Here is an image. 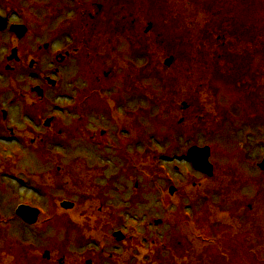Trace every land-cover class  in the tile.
Segmentation results:
<instances>
[{
    "label": "rangeland",
    "instance_id": "rangeland-1",
    "mask_svg": "<svg viewBox=\"0 0 264 264\" xmlns=\"http://www.w3.org/2000/svg\"><path fill=\"white\" fill-rule=\"evenodd\" d=\"M12 8L32 31L55 15L23 57L55 46L0 67V264H264V0H0ZM71 18L72 37L47 32ZM65 44L75 59L40 96L29 72L53 76ZM106 97L124 99L120 128L90 112Z\"/></svg>",
    "mask_w": 264,
    "mask_h": 264
},
{
    "label": "flooded vegetation",
    "instance_id": "flooded-vegetation-1",
    "mask_svg": "<svg viewBox=\"0 0 264 264\" xmlns=\"http://www.w3.org/2000/svg\"><path fill=\"white\" fill-rule=\"evenodd\" d=\"M98 9V8H97ZM19 10V9H18ZM22 11V10H21ZM38 11V10H37ZM14 9H10L8 10L7 12L5 11V13H1L0 12V15L4 18L7 19V27L4 29V30H0V33H8L9 36H10V42L9 44L6 42V46L9 47V52H7L4 57H3V60L5 61V64L3 65H0L3 66L4 68L6 67H9V68H17L18 65H14L12 66L11 64L16 62V64H18V61L21 62H25L26 60H29L31 59V61H35L33 58L34 54L36 56V60L40 59L43 57V54L44 52H50L51 49L55 46V42L51 39H47L41 43H37L36 45V48L33 50L34 51V54L32 56V53L28 52V55L27 57H23L24 55H22V53L20 54V42L22 40L25 39V37L31 33H34V35L36 37H38V39L42 38L45 34L44 32L46 31V27H47V24L46 23H51L54 18V16L52 17V19H50V13L48 12L47 16H46V22L43 21V22H40V24L38 25L37 22L35 21L36 23V26H38L36 29H34V31H32V28H33V23L30 24L29 21H24L22 22V19L21 21H16L14 18L16 17V15H14ZM40 12V11H39ZM38 12V17L41 18V15L40 13ZM99 12L100 10L98 9L94 14H91L90 17L91 18H97V16L99 15ZM29 16V15H28ZM30 17V16H29ZM72 19V18H71ZM67 20L65 22H62L60 26H57L53 29L51 28H48V31L52 36H54L55 38H60V37H63V36H67V37H72V29H71V23H73V19L71 20ZM229 21V26H233L234 23L232 20H228ZM20 25V26H17L16 29L17 31L16 32H13L11 31V26L12 25ZM227 35H218L216 36V39L219 40V41H222V44L225 45L226 44V41H227ZM13 42V44H12ZM71 46H69V44H65V45H61L59 47L56 48L55 52L53 53V56L51 58V64H52V72H53V76L50 75V74H42V73H37L35 70L34 71H30L29 72V75L31 76V78L33 80H35L36 84L35 85H41V89H42V95L45 94L46 92V88L45 86L46 85H49V86H53L52 88H54V86H56L59 82V80L61 81L62 80V77H63V74H64V70H65V67L67 66L68 62H70L71 60H74L75 59V55L77 54L78 50L77 48H70ZM28 51V50H27ZM73 51V52H72ZM239 62L236 61L235 62V65L238 64ZM102 87V86H101ZM101 89V88H100ZM124 101L123 98L121 99H118V103H117V100H115V102H111L110 103V100L109 98L106 97V100L104 101L105 103H110V107L107 109V107L105 106V103H104V106L102 108V110L100 109H97V108H94V107H89L90 108V112H94V111H102L103 114H105L109 120L111 122H113V124L116 126H118L117 123H119L118 121V118L121 116L119 113H117V110L118 108L120 107L121 103ZM3 110H5V112L7 113V116H8V111L6 108H4ZM2 110V111H3ZM117 114V116L114 114L112 115V113ZM91 115V113H89ZM52 117V116H51ZM116 117H117V121H116ZM123 117V115H122ZM121 119V118H120ZM216 125H217V122H216ZM123 126V125H122ZM120 128V125L118 126ZM117 127V130H119ZM122 131H124V129H122ZM1 132V130H0ZM11 133H14L11 132ZM101 134H104L106 133L105 130L103 131H100ZM89 139L91 141H101L102 138L100 137H97L96 136V133L95 134H91L88 136ZM12 139V138H10ZM107 144H111L110 141H107ZM1 170V169H0ZM11 173L6 171V168H4L1 172H0V177L1 178H7V177H10ZM64 259V258H63ZM63 262V260H60Z\"/></svg>",
    "mask_w": 264,
    "mask_h": 264
},
{
    "label": "water",
    "instance_id": "water-1",
    "mask_svg": "<svg viewBox=\"0 0 264 264\" xmlns=\"http://www.w3.org/2000/svg\"><path fill=\"white\" fill-rule=\"evenodd\" d=\"M7 26V19L2 17L0 15V30H4ZM20 25H13L11 27V31L16 32V27ZM34 91H37L38 94L42 95V89L36 88ZM45 125H49V123H45ZM210 155V149L209 146L205 147H198V146H192L188 150V157L192 160L193 166L195 169L206 173L209 176L213 175V166L208 161V156ZM259 168L264 171V159L258 163ZM175 191V187L171 188V193ZM61 205H63L66 208H71L74 206L72 202L65 201ZM40 211L37 208L30 207L29 205L21 204L16 208V214L17 216L21 217L25 222L29 224H33L36 222L37 217L39 215ZM123 233L121 231H116L114 233L117 240L123 239ZM47 257H48V251H45ZM87 264H91V261L88 260Z\"/></svg>",
    "mask_w": 264,
    "mask_h": 264
},
{
    "label": "bare ground",
    "instance_id": "bare-ground-1",
    "mask_svg": "<svg viewBox=\"0 0 264 264\" xmlns=\"http://www.w3.org/2000/svg\"><path fill=\"white\" fill-rule=\"evenodd\" d=\"M79 7L77 6V9H78ZM79 10V9H78Z\"/></svg>",
    "mask_w": 264,
    "mask_h": 264
}]
</instances>
